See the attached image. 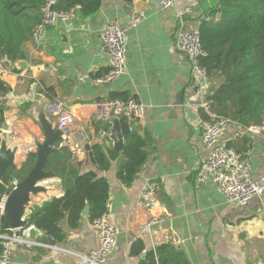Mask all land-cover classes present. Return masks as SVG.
<instances>
[{
	"label": "crops",
	"instance_id": "0c3cea01",
	"mask_svg": "<svg viewBox=\"0 0 264 264\" xmlns=\"http://www.w3.org/2000/svg\"><path fill=\"white\" fill-rule=\"evenodd\" d=\"M216 1L175 0L173 7L163 9L151 0H102L94 15L77 13L74 20L49 28L39 47L25 42L24 59L11 64L18 73L0 80L9 95L2 100L6 111L0 145L5 143L8 152L14 153L17 169L35 151V144L44 139L39 115L53 120L54 126L61 113L75 116L66 139L57 146L66 144L72 156L80 150L73 161L80 172H93L108 182L107 221L115 227L117 236L106 264H139L147 250L164 244H169L171 251L180 250L186 264L263 262L264 125L243 127L227 118L230 122L220 139L227 148L250 158L252 176L260 190L246 206L225 203L212 182L199 184L194 176L198 164L208 155L201 135L202 123L210 117L196 107L198 89L191 81L186 56L174 48V35L179 28L197 29L198 18ZM186 8L192 13L179 19L177 14ZM138 15L142 20L132 25ZM108 25L127 29L126 70L108 84H97L95 79L109 68V56L101 44V30ZM217 85L210 80L213 91ZM209 95L208 90L205 100L210 108ZM111 96L136 99L145 106L143 124L134 125L133 132L147 140V160L129 186L117 177L120 157L100 171L85 151V146L91 149L92 144L113 149L105 134L96 136V104ZM147 180L160 186L158 202L163 206L160 212L165 221L151 235H142L140 229L148 215L137 200ZM43 185L46 191L30 197L28 212L63 196L56 178ZM62 230L65 239L58 243L33 227L29 235L36 244L16 246L10 264H74L76 260L68 252L86 254L97 248V232L86 217L81 218L78 228L72 230L62 224ZM137 240L144 249L133 255L131 248Z\"/></svg>",
	"mask_w": 264,
	"mask_h": 264
},
{
	"label": "trees",
	"instance_id": "16d2710c",
	"mask_svg": "<svg viewBox=\"0 0 264 264\" xmlns=\"http://www.w3.org/2000/svg\"><path fill=\"white\" fill-rule=\"evenodd\" d=\"M43 1L0 0V64L13 73L18 72L11 68V64L24 59L22 45L30 41L35 26L41 20ZM101 1L58 0L54 10L66 12L78 7V13L88 17L99 10ZM197 29L205 53L201 65L206 69L209 81L218 83L208 96L210 108L216 115L240 126H263L264 0H217L198 18ZM7 93L5 84L0 81V127L6 111L1 98ZM109 99L127 101L114 96ZM120 122L124 137L121 152L92 144L88 158L98 170L105 171L112 161L120 157L117 177L124 186H129L147 160V140L136 132H129L124 120ZM96 128V136L102 132L107 140L109 125L99 120ZM33 164L34 160L28 158L20 168L5 172L0 184V198L12 190L11 178L22 180ZM45 171L55 173L63 196L30 209L25 219L26 226H33L61 243L65 239L62 224L72 230L78 228L86 206L89 210L86 219L91 224L108 213L107 180L93 172H80L70 151L51 155ZM5 223L3 216L0 217V233L7 232ZM170 248L169 244H164L147 250L139 264H186L184 254ZM143 249V244L137 240L132 245L131 254L138 255Z\"/></svg>",
	"mask_w": 264,
	"mask_h": 264
},
{
	"label": "built area",
	"instance_id": "2783aa9c",
	"mask_svg": "<svg viewBox=\"0 0 264 264\" xmlns=\"http://www.w3.org/2000/svg\"><path fill=\"white\" fill-rule=\"evenodd\" d=\"M58 0H44L41 7V20L35 26L30 41L35 47L42 43L45 32L58 23H65L76 18L78 7L66 12L54 10ZM136 1V0H134ZM163 9L175 5V0H158ZM192 13V9L186 8L183 13L177 14L179 19L183 14ZM142 16H136L132 25L140 22ZM127 29L116 25L105 26L101 30V44L104 52L109 56L108 71L95 79L97 84H108L124 74L126 70V44ZM174 48L184 54L189 62L190 78L198 89L200 100L196 105L208 114L210 120L202 123L201 141L208 155L195 170L196 183L212 182L217 192L224 198L225 203L236 206H246L252 198L258 195L260 187L252 176L251 161L246 153H240L224 146L220 139L228 123L227 118L215 116L210 112L209 104L205 100L208 94L210 81L206 69L201 65V59L205 57L200 45L198 29L186 30L179 28L174 35ZM10 68L0 64V80L12 76ZM8 93L1 99L8 98ZM98 120L105 121L109 118L124 120L127 130L132 132L134 125H142L145 106L136 99L122 101L119 99H104L96 104ZM75 121V116L70 112L61 113L57 118V128L65 133ZM80 150L72 156L76 160ZM159 184L156 181L144 182L138 196V206L148 215L147 221L141 227L142 235H151L155 228L165 221V216L160 212L163 208L158 202ZM7 196L0 198V217L3 216L5 200ZM108 208V204H107ZM97 232V248L89 250L86 254L68 252L75 258L74 264H106L108 256L116 246L117 230L108 223L107 214L95 219L92 223ZM33 226H25L16 230H7L0 233V264H10L12 250L16 246L30 247L36 243L30 239L29 230ZM49 247V246H48ZM63 264V263H54ZM264 264V254L263 262Z\"/></svg>",
	"mask_w": 264,
	"mask_h": 264
},
{
	"label": "water",
	"instance_id": "95a60500",
	"mask_svg": "<svg viewBox=\"0 0 264 264\" xmlns=\"http://www.w3.org/2000/svg\"><path fill=\"white\" fill-rule=\"evenodd\" d=\"M151 3L156 7H161L158 0H151ZM212 92L213 89L209 88V94H212ZM39 123L44 139L42 142L35 144L34 152H30L27 155L28 158L34 160L33 166L22 180L19 181L14 176L11 178L13 188L6 197L3 211V218L6 220L4 228L6 230H16L26 226L25 219L28 213L30 197L44 193L46 189L43 183L56 177L55 173L45 171L49 157L60 151H69V147L66 144L57 146L58 143H62L66 138L63 137V131L59 130L57 125H53V120L48 121L41 114L39 115ZM105 123L109 125L107 138L111 141L112 148L117 153L121 152L124 137L120 120L109 118L105 120ZM1 126L4 128V124ZM99 143H102V141L100 140ZM85 151H90L89 145L85 146ZM8 169H17L14 164V153H9L6 144L2 143L0 145V184ZM88 212V206H86L82 211V216L87 217ZM49 241L52 245H55V241L52 239H49Z\"/></svg>",
	"mask_w": 264,
	"mask_h": 264
}]
</instances>
